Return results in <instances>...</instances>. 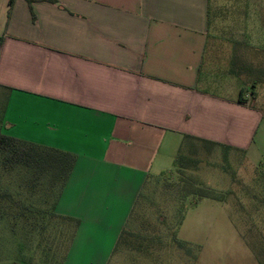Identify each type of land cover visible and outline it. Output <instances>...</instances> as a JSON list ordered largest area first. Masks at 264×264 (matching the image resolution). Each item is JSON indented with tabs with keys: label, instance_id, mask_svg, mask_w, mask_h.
<instances>
[{
	"label": "crops",
	"instance_id": "1",
	"mask_svg": "<svg viewBox=\"0 0 264 264\" xmlns=\"http://www.w3.org/2000/svg\"><path fill=\"white\" fill-rule=\"evenodd\" d=\"M9 3L0 0L2 133L76 156L55 207L80 221L63 264H111L147 180L186 136L264 160L259 97L239 104L241 88H202L210 0Z\"/></svg>",
	"mask_w": 264,
	"mask_h": 264
},
{
	"label": "rangeland",
	"instance_id": "2",
	"mask_svg": "<svg viewBox=\"0 0 264 264\" xmlns=\"http://www.w3.org/2000/svg\"><path fill=\"white\" fill-rule=\"evenodd\" d=\"M210 7L202 88L232 97L244 87L254 104L256 82V103L263 105L264 0H210ZM4 104L0 90V115ZM255 141L264 158V130ZM186 144L181 153L195 162L178 172L174 159L166 174L149 177L129 220L131 234L111 264H264V160L253 166L229 149ZM50 178L35 180L32 171L8 169L0 159V188L12 195L0 216V264H63L74 228L51 214L61 186ZM194 189H212L222 201L200 199Z\"/></svg>",
	"mask_w": 264,
	"mask_h": 264
},
{
	"label": "trees",
	"instance_id": "3",
	"mask_svg": "<svg viewBox=\"0 0 264 264\" xmlns=\"http://www.w3.org/2000/svg\"><path fill=\"white\" fill-rule=\"evenodd\" d=\"M29 2H32V0H28ZM14 0H10L9 5L12 6ZM1 41V39H0ZM233 74L240 76V73L234 69V71L232 72ZM257 88V83L254 82L252 84V93H251V98L254 99L255 98V90ZM245 89L244 87L241 88L240 90V94H239V98H238V103L239 104H247L249 99H247V97H245ZM3 114V113H2ZM0 159H1V164L8 168V169H15L19 166L24 167L30 171L33 172L34 175V179L36 180L37 178H41L44 175H49L51 176V178L49 179V181H51V184H60L61 186V190L59 192V195L55 201V203L53 204L52 207V213L54 216L68 221L70 223L73 224V236L71 238V241L74 237L75 231L78 228L80 221L77 219H73V218H69V217H63V216H59L56 214L55 212V207L57 204V201L63 191V188L73 170V167L75 165L76 162V156L64 151H60V150H56V149H51V148H47L44 146H40V145H36V144H32V143H28L25 141H21L19 139L4 135L2 133V128H3V115H0ZM186 143L189 144H202V145H211V146H218L219 144L217 143H213V142H209L206 140H202V139H196L190 136H186L185 137V142L183 143V146L181 147V150H179L176 158H175V166L177 171H184L186 170L188 167L185 166V163H191V162H195L191 159H187L185 156L182 155V148L185 146ZM187 145V144H186ZM221 146V145H220ZM166 174V173H164ZM191 194H197V196L200 199H211V200H216V201H222L221 199H219V196L214 192V190L209 189V191H204L201 189H194L193 191H191ZM190 194V193H189ZM142 195V191L137 199H140ZM12 201V195L6 191L1 190L0 188V216L5 215L6 212V204L10 203ZM137 202L135 204V207L133 209V212L131 214V216L134 213V210L136 208ZM9 207H11V205L8 204ZM15 216L17 215L14 214ZM130 216V218H131ZM129 218V220H130ZM128 225H129V221L126 225V227L124 228L116 246L114 249L113 254L118 250V248L120 247V245H122V243L124 244L125 238H127L126 236L130 235L131 233H129L128 231ZM190 245L189 243H185ZM65 259V258H64Z\"/></svg>",
	"mask_w": 264,
	"mask_h": 264
}]
</instances>
